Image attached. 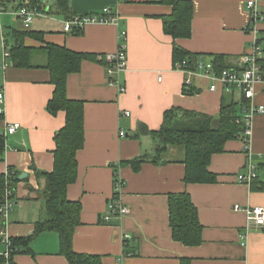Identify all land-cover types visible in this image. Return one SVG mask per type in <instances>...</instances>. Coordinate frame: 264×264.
<instances>
[{
	"label": "crops",
	"instance_id": "0c3cea01",
	"mask_svg": "<svg viewBox=\"0 0 264 264\" xmlns=\"http://www.w3.org/2000/svg\"><path fill=\"white\" fill-rule=\"evenodd\" d=\"M191 1V36L175 42L163 30L172 7L161 0H69L73 15L100 13L109 6L118 16L117 22L89 23L79 32H65L61 15L44 14L35 16L29 25L44 33L45 42L95 56L82 61L79 71L67 79V96L83 101L84 143L77 151L76 179L67 186L66 196L81 205L73 249L99 255L101 264H180L182 259L189 264H264V225H252L244 245L240 238L246 226L245 208L264 207V111L252 121L249 152L257 179L251 184L237 180L248 161L243 140L238 138L226 141L224 151L212 155L208 168L216 175L214 183H184L180 162L147 160L137 171L125 163L154 154L156 139L152 135H132L140 123L149 130L158 129L163 112L171 107L205 113L216 121L222 104L236 102L237 108L240 106V95L235 91H226L222 85L210 91L212 80L201 69L196 68L191 75L176 69L172 47L178 44L196 54L198 61H211L215 54H222L226 65H238L250 43L245 30L247 0ZM16 2L0 14V92L4 96L0 128L19 123L5 136L0 173L12 167L19 175L26 174L21 179L18 176L8 225L11 236L21 238L31 236L35 222L44 217V178L37 177L34 168L52 170L54 134L64 124V113L52 115L46 110L53 92L47 69L16 67L10 56L2 57L3 34L5 39L10 36L11 44L5 43L8 50L13 44L10 32L23 27L10 11ZM258 2L264 14V0ZM260 30H264V22ZM122 31L125 40L119 36ZM121 42L127 55V67L120 76L124 92L108 83L105 63L98 59L115 52ZM26 43L41 44L30 39ZM31 63H44V54L35 52ZM187 76L190 85L198 89L193 95L183 91ZM253 98L264 106V83L256 86ZM114 179L121 181L117 198L129 213L104 222ZM182 191L190 195L203 226L202 242L195 246L184 245L171 235L168 194ZM126 233L130 237L123 241ZM120 256L122 261H118ZM14 263L68 264L59 254L54 230L32 235L28 251L15 255Z\"/></svg>",
	"mask_w": 264,
	"mask_h": 264
},
{
	"label": "trees",
	"instance_id": "16d2710c",
	"mask_svg": "<svg viewBox=\"0 0 264 264\" xmlns=\"http://www.w3.org/2000/svg\"><path fill=\"white\" fill-rule=\"evenodd\" d=\"M15 1L17 2L13 8L22 6L25 0H0V3L9 5ZM45 1L27 0L26 6L47 15H61L64 19L73 15L69 11V0H47L48 3ZM161 1L172 7L169 18L163 24L164 32L169 34L174 42L179 38H189L193 2L191 0ZM17 18L22 21L20 17ZM22 25L21 29H13L10 32L13 39V44L8 49L11 62L20 68L34 66L47 69L53 92L46 103V110L52 115H56L59 111L64 113V124L54 134L52 170L46 172L34 168L36 176L43 177L45 184L42 191L44 217L35 222L32 235L43 230H54L59 238V254L66 258L68 264H101L99 255L76 252L73 249L72 237L75 227L80 223L81 205L79 201H70L66 196L67 186L76 179L77 151L84 143L83 101L67 96V79L70 74L79 71L82 61L94 60L95 56L71 50L64 45L45 42L42 31L32 30L29 26ZM260 34V41L264 45V30H261ZM3 37L6 43L4 34ZM27 39L44 44L39 46L27 44ZM35 52L44 54V63L37 65L31 63ZM225 57L222 54L213 56L211 62L215 71L231 67L225 64ZM196 59V54L173 43L172 61L174 65L185 61V67L195 70L198 61ZM260 63L264 70V58ZM183 89L184 93L190 95L198 92V89L190 84L184 83ZM239 95V108L236 102L222 104L216 121L213 116L205 113L171 107L163 112L162 122L158 129L149 130L147 126L140 123L136 134L132 137L143 134L152 135L156 139L154 154L137 157L125 163L131 164V167L137 171L139 165L147 160L153 163L180 162L184 165V183H214L216 175L208 168L212 155L223 152L225 142L230 139L243 140L242 113L246 100L243 95L240 93ZM4 148L5 136L0 135V160L3 159ZM7 171V174L0 173V201L7 184L15 191V185L19 181L17 171L12 167H8ZM115 185L121 186V181L114 179L113 188ZM168 219L174 240L188 246H195L202 242L203 226L199 222L197 208L187 192L168 194ZM32 235L21 238L11 236L18 247L16 255L28 251V242ZM180 264H189V261L182 259Z\"/></svg>",
	"mask_w": 264,
	"mask_h": 264
},
{
	"label": "built area",
	"instance_id": "2783aa9c",
	"mask_svg": "<svg viewBox=\"0 0 264 264\" xmlns=\"http://www.w3.org/2000/svg\"><path fill=\"white\" fill-rule=\"evenodd\" d=\"M5 1V0H2ZM27 0L24 4L17 8L10 10L14 15L20 17L24 26H29L35 16L44 15L35 9L26 6ZM246 9L249 16V21L245 30L250 36L249 50L248 52L240 56L238 65L231 66L229 68H223L219 71H215L211 61H197L196 68H199L203 73L212 80L209 86L210 91H215L217 85H222L226 91L237 90L244 96L245 102L243 105V143L245 145V151L248 153V161L245 165V172L237 175V180L242 183L251 184L257 179V173L254 163L250 158L249 141L252 133V121L253 117L264 111L262 104H257L254 101V93L258 84L264 83V70L260 61L264 58V45L260 41V24L264 22V14L259 9L258 0H247ZM7 5L0 3V14L7 10ZM118 16L111 10L109 6L102 8L100 13H86L72 15L68 19L63 20V31L75 32L82 30L89 23L105 24L109 22L116 23ZM120 38L125 40V31L120 33ZM2 57H9V51L7 50L5 43L2 44ZM100 60L105 63V70L107 74V81L109 84H114L118 87L119 92L125 91V85L122 82L120 76L121 73L126 70L127 67V55L125 44L121 42L113 53H107L104 56H99ZM186 66L185 61L177 63L175 68L181 70L188 75L194 73L195 70L189 69ZM191 79L189 76L185 79V84L189 85ZM4 110V96L0 92V114H3ZM125 115L129 112L124 111ZM19 127L18 122L9 123L3 128H0V135L6 136L13 133ZM120 135L123 136L124 132L120 131ZM8 171L6 170L5 174ZM120 186L115 185L113 188V195L110 198L105 214L102 216L104 222H108L111 216L123 217L129 213V208L124 205L120 199L117 198ZM15 191L7 184L2 199L0 201V260L1 264H15L14 256L18 251V247L14 244L11 234L8 231L9 225V213L12 210L14 203ZM246 212V226L245 231L241 233L240 238L243 241L241 244H245L247 240V230L252 225L262 226L264 225V207L262 206H248L245 208ZM129 234H123L124 240L129 239ZM118 261H122V256L118 258Z\"/></svg>",
	"mask_w": 264,
	"mask_h": 264
},
{
	"label": "rangeland",
	"instance_id": "374dc122",
	"mask_svg": "<svg viewBox=\"0 0 264 264\" xmlns=\"http://www.w3.org/2000/svg\"><path fill=\"white\" fill-rule=\"evenodd\" d=\"M6 40H7V45L8 44H11V41H10V36L9 35H6ZM235 94H239L237 90H235Z\"/></svg>",
	"mask_w": 264,
	"mask_h": 264
},
{
	"label": "water",
	"instance_id": "95a60500",
	"mask_svg": "<svg viewBox=\"0 0 264 264\" xmlns=\"http://www.w3.org/2000/svg\"><path fill=\"white\" fill-rule=\"evenodd\" d=\"M25 176H26V174L25 173H22V174L19 175V178L21 179V178H23Z\"/></svg>",
	"mask_w": 264,
	"mask_h": 264
}]
</instances>
